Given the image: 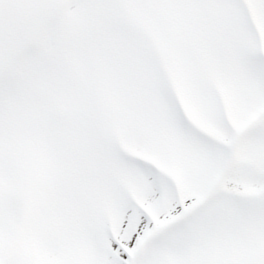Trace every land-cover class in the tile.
Instances as JSON below:
<instances>
[{"label":"snow or ice","instance_id":"obj_1","mask_svg":"<svg viewBox=\"0 0 264 264\" xmlns=\"http://www.w3.org/2000/svg\"><path fill=\"white\" fill-rule=\"evenodd\" d=\"M0 264H264V0H0Z\"/></svg>","mask_w":264,"mask_h":264}]
</instances>
